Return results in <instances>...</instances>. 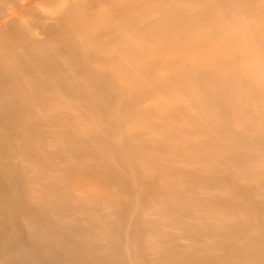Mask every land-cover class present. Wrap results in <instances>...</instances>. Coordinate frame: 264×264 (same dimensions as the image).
<instances>
[{
    "label": "rangeland",
    "instance_id": "374dc122",
    "mask_svg": "<svg viewBox=\"0 0 264 264\" xmlns=\"http://www.w3.org/2000/svg\"><path fill=\"white\" fill-rule=\"evenodd\" d=\"M73 1L42 0L32 5L34 10L27 6L16 14L14 26L24 37L56 49L58 38L37 25L39 15L50 14L39 22L68 36L83 63L62 64L63 69L52 72H64L80 96L82 71H95L96 86L104 89V82L111 83L119 99L108 105L107 115L84 103L58 101L7 59L3 37L0 69L7 92L24 107L23 115L38 111L35 103L44 101L49 113L61 111L68 132L79 133L74 142L79 152L71 161L48 153L51 142L41 128L22 135L27 152L36 153L31 160L22 159L17 173L10 175L17 195L6 193V232L17 233L18 243L31 248L29 258L37 264H71L69 259L97 264L83 254L93 250L103 252L108 264H260L245 254L231 255L220 243L232 237L245 251V235L257 233L263 239L256 243L264 247V0H77L79 8L70 9L73 16L65 19L64 10ZM85 6L100 15L88 16ZM78 20L83 24H76ZM94 24L121 29L123 35L108 30L103 36H120V41H96L90 36L96 34ZM190 67L200 74L199 84L185 82L183 71ZM204 84L214 95L207 96ZM123 87L125 99L133 91L142 94L140 99L124 103L118 89ZM129 129L145 131L147 140L144 134L127 140ZM71 139L65 137L73 144ZM18 150H12L15 161L20 160ZM83 216H98L101 224L83 221ZM57 222H64L62 229ZM30 230L39 233L34 243L27 238ZM165 238L173 247L194 246L193 254L165 257ZM205 251L210 257L197 259ZM6 252L22 257L17 248Z\"/></svg>",
    "mask_w": 264,
    "mask_h": 264
},
{
    "label": "bare ground",
    "instance_id": "6f19581e",
    "mask_svg": "<svg viewBox=\"0 0 264 264\" xmlns=\"http://www.w3.org/2000/svg\"><path fill=\"white\" fill-rule=\"evenodd\" d=\"M42 0H0V43L1 41H3V37H5V35L7 37H5V49H7V59H11V61L15 64H17L22 73L25 75H29L30 77H32L34 79L35 85L38 88L41 89H46L47 92H51L53 94L56 95V98L58 101H61L62 99H69L75 103H84L87 105V107L90 108H96L97 111L103 112L106 114V109L113 103V101L115 100V97L117 98V100L119 99V96L117 95H113V90H112V85L111 83H107L104 82V84H107L108 86L105 87L104 85V89L103 88H98L96 86V82H97V78H96V73L95 71H91V70H87L85 72H83V76H85L84 80L82 81V83H80V87L81 88H77V90H81L83 91L82 95H78L72 88H70V83L68 82L67 78L64 76V72H59L58 74H54L52 71H54L55 69H63L64 67H66L65 65H74V66H82L83 63L79 60V57L81 58V51L77 50V48H75L72 45V41H67L69 40V38H67L65 36V32H63L64 35L56 33V30L52 27V26H45L43 25L41 22H39L40 20H44L45 18H49V15L47 16L46 14H41L39 15V21H35L37 22V25L42 29V31L46 34L49 33H54V37L58 40L59 42H61L59 44V48L53 49L50 48L48 45H46L44 42L42 41H38L35 39H28L26 37H24L20 31V29H17V27L15 28V18H16V14L20 13L21 11H23L27 6L32 7V5L34 6V4H38L40 3ZM43 1H47V0H43ZM55 2H58V0H54ZM88 2L94 4V3H98L100 1H106L107 3H113L112 0H87ZM164 1V0H161ZM227 1V0H226ZM7 3L8 5H10V7H6L1 5V3ZM20 2V3H19ZM23 2V3H22ZM74 3H72L69 7H67V9H65L64 11L66 12V15L64 16L65 19H69L70 16H73V13L71 11H69L70 9H77L79 8L78 4L76 3L77 0L73 1ZM24 3H27L24 5ZM246 3V2H245ZM138 4V3H137ZM180 4V3H179ZM251 4V3H250ZM232 5V4H231ZM239 5V4H238ZM259 5V4H258ZM38 6V5H37ZM115 5L113 4V7ZM151 6V5H150ZM174 6V5H173ZM226 6V5H225ZM234 6V5H233ZM241 6V5H240ZM248 6V5H247ZM254 6V5H253ZM41 7V6H40ZM36 8V7H35ZM45 8V7H44ZM210 8V7H209ZM236 8V7H235ZM247 8V7H245ZM31 9V8H30ZM38 9V8H37ZM47 9V8H45ZM44 9V10H45ZM59 9V8H58ZM86 13L88 16H95V15H100L99 12L100 10H96V9H92L90 8V6H85L84 7ZM113 9V8H112ZM145 9V8H144ZM166 9V8H165ZM180 9V8H179ZM212 9V8H211ZM31 10H34V8L32 7ZM36 10V9H35ZM42 10V9H41ZM48 10V9H47ZM60 10V9H59ZM128 10V9H127ZM130 10V9H129ZM155 10V9H154ZM264 10V9H263ZM178 11V10H177ZM64 12V13H65ZM134 12V11H133ZM155 12H157V10H155ZM36 13V12H35ZM22 14V13H21ZM108 14V13H107ZM133 14V13H132ZM135 14V13H134ZM147 14V13H146ZM154 14V13H153ZM237 14V13H236ZM19 15V14H18ZM31 15V14H30ZM110 15V14H109ZM127 15V14H126ZM139 15V14H137ZM152 15V14H151ZM165 15V14H164ZM238 15V14H237ZM263 15V14H262ZM20 16V15H19ZM54 16V15H52ZM51 16V17H52ZM56 16V15H55ZM133 16V15H132ZM170 17V16H169ZM224 17V16H223ZM227 17V16H226ZM20 19L22 17H19ZM18 18V19H19ZM75 18V17H73ZM109 18V17H108ZM250 18V17H249ZM32 19V17H31ZM193 20V19H192ZM191 20V21H192ZM255 20V19H253ZM32 21V20H31ZM73 21V19H72ZM196 21V20H195ZM33 22V23H35ZM140 22V21H139ZM216 24L217 21H215ZM254 22V21H253ZM76 24H83V22H80L79 20L77 21ZM120 25V24H119ZM244 25V24H243ZM199 26V25H198ZM83 27V26H82ZM92 27L94 28V30H96V34H92L90 33V36L93 37L95 40L98 39V41H102L101 43L105 44H116L120 41L121 37H115L113 39H108L107 37H103L105 32H107L108 30H115L117 34L123 35V31L121 29H117L114 27H105L104 29H102L103 27L101 25H92ZM92 28V29H93ZM144 28V27H143ZM245 28V27H244ZM157 29V28H156ZM237 30V29H236ZM239 30V29H238ZM156 31V30H155ZM20 32V33H19ZM127 32V31H126ZM62 33V32H61ZM223 33V32H222ZM246 33V30H245ZM19 34V35H18ZM107 34V33H106ZM113 34V33H112ZM128 34V33H127ZM130 34V33H129ZM174 34V33H173ZM227 34V33H226ZM241 34V33H240ZM68 35V34H66ZM71 35V34H70ZM108 35V34H107ZM140 35V34H138ZM175 35V34H174ZM231 35V34H230ZM252 35V34H251ZM254 35V34H253ZM117 36V35H116ZM125 36V35H124ZM187 36V35H186ZM225 36V35H224ZM101 37V38H100ZM250 37V36H249ZM230 38V37H229ZM251 38V37H250ZM67 39V40H66ZM115 39V40H114ZM126 39V38H125ZM249 39V38H248ZM80 41V40H79ZM97 41V40H96ZM145 41V40H144ZM222 41V40H221ZM220 41V42H221ZM247 41V40H246ZM116 42V43H115ZM122 42V41H121ZM129 42V41H128ZM232 42V41H231ZM236 42V41H235ZM255 42V41H254ZM151 43V42H150ZM181 43V42H180ZM238 43V42H237ZM257 44V43H256ZM144 45V44H143ZM235 46V45H234ZM155 47V46H154ZM162 47V46H161ZM17 49H21V50H17ZM240 49V48H239ZM211 50V49H210ZM216 52V51H215ZM246 53V52H245ZM11 54V55H10ZM216 54V53H215ZM218 54V53H217ZM54 57H63V62L62 60H58L55 61V59L53 60ZM95 57V56H94ZM145 57V55H144ZM160 57V56H159ZM233 58V57H232ZM230 59V58H229ZM234 60V58H233ZM98 61V60H97ZM260 62V61H259ZM246 63V62H245ZM64 64V67L63 65ZM99 68V67H98ZM101 68V67H100ZM104 68V67H103ZM69 69V68H68ZM85 69V68H84ZM189 70L187 71H183L187 72V75H184V79L185 82L187 84H190V82L195 83V84H199L200 83V74L197 73L196 71H193L192 68H188ZM243 70V69H242ZM190 71V72H189ZM192 72V73H191ZM247 72V71H246ZM249 72V70H248ZM72 73V72H71ZM251 73V72H250ZM79 76V75H77ZM253 76V75H252ZM90 77L88 80L87 78ZM118 77V76H117ZM132 77V76H131ZM244 77V76H243ZM71 78V77H70ZM119 78V77H118ZM5 79V73L0 69V264H20L21 259L23 258V260H26L27 262L30 264V262L32 260H30V256L29 253L32 252V250H30L31 248H28V246H25L26 248H24L23 244H19L18 243V239L16 237L15 234H17L15 232L12 233V235L6 232V228H8V223H6V220L4 219L6 217L7 211L6 209H4L6 207V205H8V198L6 197V193L8 191L13 192L17 195V191L13 188V186H11L12 183V179H10V175H15L17 173V170H19L20 167L19 164H21V160L22 159H29L30 157H33L34 154L36 152L31 151V152H27L29 151L27 148H25V143H21L20 139L22 137V135H30L31 131L29 133V130L37 128H41L43 130V132L47 135V139L50 140L51 142V149H49L48 153L52 156H56L59 159H64L66 161H71L72 157L75 156L79 151L77 150L79 145H76V140L77 137L79 136L78 134V130L74 131V132H68V127L64 124V122L61 120L63 117V114H61L60 112H56L55 113H49L48 106H46V104L43 102L41 103H35L36 107L38 108V111L35 112V110L30 109V113L27 114V116H24L22 113V110L24 109V107H22V104L20 105V103H16L17 101H15V97L16 95H11L7 92V82L4 80ZM92 79L94 81H92ZM251 79V78H250ZM96 81V82H95ZM80 82V81H79ZM116 84V83H115ZM10 85V84H9ZM27 85V84H26ZM111 85V86H110ZM194 85V84H192ZM203 85V84H202ZM206 85L204 84V87ZM111 87V88H110ZM155 87V86H154ZM207 87V86H206ZM204 88L203 91L205 93H207V96H212L214 95V92L211 93V90H209L208 88ZM29 88V87H28ZM116 88V87H115ZM244 88V87H243ZM120 89V98L124 101V103H130V99L138 100L139 95L141 96L142 94H140L138 91H133L130 95V93L128 94L129 97L127 96V99H125V95L126 93L124 92L125 88H118ZM190 91V90H189ZM19 93V92H18ZM181 94V93H180ZM19 95V94H18ZM193 97H197V95L195 96L194 93L192 94ZM213 98V97H212ZM215 99V98H214ZM121 100V101H122ZM127 100V102H125ZM132 100V101H133ZM168 100V99H166ZM14 101V102H13ZM146 101V100H145ZM147 102V101H146ZM171 104V103H170ZM186 104V103H185ZM31 104H29L30 106ZM109 105V106H108ZM181 105V104H180ZM92 106V107H91ZM143 106V105H142ZM145 107V105H144ZM189 107V106H188ZM31 108V106H30ZM142 108V107H141ZM194 109V108H193ZM56 111V110H55ZM66 112V111H65ZM149 112V111H148ZM67 113V112H66ZM93 113V112H92ZM107 115V114H106ZM168 115V114H167ZM150 118V116H149ZM104 119V118H103ZM156 119V118H154ZM106 121V120H104ZM157 122V121H156ZM169 122V121H168ZM79 123V122H78ZM165 123V122H164ZM264 123V122H263ZM112 124V123H111ZM137 124V123H136ZM238 124V123H237ZM115 125V124H114ZM141 125V123H140ZM163 125V124H162ZM113 126V125H111ZM160 126V125H159ZM86 128V127H85ZM110 128V126H109ZM136 128V127H134ZM173 128V127H172ZM255 128V127H254ZM258 128V127H257ZM87 129V128H86ZM115 129V128H114ZM206 129V127H205ZM260 129V128H259ZM208 130V129H207ZM264 130V129H263ZM262 131V130H261ZM116 132V131H115ZM129 134H128V138L129 137H133V136H141L142 134L145 135V131L143 132L142 130L139 131V129H129L128 130ZM260 132V131H259ZM169 134V133H168ZM101 135V134H100ZM164 135V134H163ZM82 136V135H81ZM127 136V134H126ZM65 137H69L72 138L71 140H73V144L68 143L65 140ZM165 137V136H164ZM191 137V136H190ZM264 137V136H263ZM85 138V137H84ZM89 138V137H88ZM206 138V137H205ZM231 138V137H229ZM130 139V138H129ZM204 139V138H203ZM232 139V138H231ZM131 140V139H130ZM144 140H147L146 135ZM205 140V139H204ZM207 142V140H206ZM168 143V142H167ZM152 145V144H151ZM89 146V144H88ZM19 149V155L18 157L20 158V160L15 161L14 158V154L12 153V150L15 151V149ZM151 147V146H150ZM247 147V146H246ZM245 147V148H246ZM90 148V147H89ZM109 148V146H108ZM163 149V148H162ZM243 149V148H241ZM80 150V149H79ZM91 150V149H90ZM101 150V149H100ZM230 150V149H229ZM70 152V153H69ZM75 152V153H74ZM96 152V150H95ZM99 153V152H97ZM96 153V155H97ZM102 153V152H101ZM112 153V152H111ZM138 153V152H137ZM67 154V155H66ZM75 154V155H73ZM212 154V153H211ZM100 155V154H99ZM211 156V155H210ZM112 157V156H111ZM146 157V156H145ZM98 158V157H97ZM104 159V158H103ZM130 159V158H128ZM151 159V158H150ZM31 160V159H29ZM74 160H76V158H74ZM99 160V159H98ZM136 160V159H135ZM218 161V160H217ZM217 163V162H216ZM90 164V163H89ZM218 165V163H217ZM127 167V166H126ZM218 167V166H217ZM215 165V168H217ZM27 168V167H26ZM103 168V167H102ZM130 168V167H129ZM131 169V168H130ZM170 169V168H169ZM158 170V169H157ZM173 172V171H172ZM43 173V172H42ZM205 173V172H204ZM207 173V172H206ZM128 174V173H127ZM226 174V173H225ZM63 175V173H62ZM160 175V174H159ZM233 175V174H232ZM240 175V174H239ZM21 176V175H20ZM145 176V175H144ZM217 176V175H216ZM236 176V175H235ZM215 177V176H214ZM213 177V178H214ZM140 178V176H139ZM19 179V178H18ZM236 179V178H235ZM218 180V179H215ZM237 180V179H236ZM64 181V180H63ZM80 181V178H79ZM181 181V180H180ZM29 183V182H28ZM32 183V182H31ZM181 183V182H180ZM184 183V182H183ZM165 184V183H164ZM204 184V183H203ZM70 185V184H69ZM188 185V184H187ZM186 185V186H187ZM57 186V185H56ZM166 186V185H164ZM29 187V186H28ZM33 187V186H32ZM121 187V186H120ZM170 187H172L170 185ZM114 188V187H113ZM158 188V187H157ZM187 190V189H186ZM193 190V189H192ZM189 191V190H188ZM196 191V190H195ZM124 192V190H123ZM158 192V191H157ZM159 193V192H158ZM176 193V192H175ZM148 194V192L146 193V195ZM80 195V194H79ZM169 195V194H168ZM172 195V194H171ZM111 196V195H110ZM126 196V195H125ZM154 196V195H153ZM167 196V194H166ZM70 197V196H69ZM115 197V196H114ZM151 197V196H150ZM111 198V197H110ZM166 198V197H164ZM37 199V198H36ZM70 199V198H69ZM114 199V198H113ZM146 199V198H145ZM162 199V198H161ZM239 199V198H238ZM147 200V199H146ZM149 200V198H148ZM214 200V199H213ZM154 201V200H153ZM162 201V200H161ZM61 202V201H60ZM86 202V201H85ZM142 202V201H141ZM156 202V201H155ZM138 203V202H137ZM170 203V202H169ZM208 203V202H207ZM225 203V202H224ZM186 204V203H185ZM226 204V203H225ZM62 205V204H61ZM73 205V204H71ZM109 205V204H108ZM126 205V204H125ZM160 206V205H159ZM161 207V206H160ZM53 208V207H52ZM87 207H83V210H85ZM188 208V207H187ZM192 208V207H191ZM131 209V208H130ZM151 210V209H150ZM201 210V209H200ZM60 211V210H59ZM77 211V210H76ZM113 211V210H112ZM161 211V210H160ZM165 211V210H164ZM25 212V211H24ZM239 212V211H238ZM212 213V212H211ZM240 213V212H239ZM41 214V213H40ZM50 214V213H49ZM143 214V213H142ZM199 214V213H198ZM45 215V214H44ZM43 215V216H44ZM119 215V214H118ZM189 215V214H188ZM117 216V215H116ZM58 217V216H57ZM62 217V216H61ZM92 217V216H91ZM208 217V216H207ZM248 217V216H247ZM147 218V217H146ZM74 219V218H73ZM224 219H225V215H224ZM9 220V219H8ZM70 220V219H69ZM72 220V219H71ZM75 220V219H74ZM83 221L85 220L86 222L89 223H93V224H101V220L98 216L95 218H89V217H85L83 216ZM124 220V219H123ZM57 221H62L61 218L58 217ZM76 221V220H75ZM106 221V220H105ZM117 221V219H116ZM119 221V220H118ZM202 221V220H201ZM207 221V220H206ZM68 224H72V222L70 223V221H65ZM123 222V221H122ZM193 222V221H192ZM58 227H60V229H62V226L64 224V222H57ZM166 223V222H165ZM201 223V222H199ZM103 224V223H102ZM209 224V223H208ZM224 224V223H223ZM222 224V225H223ZM213 225V224H212ZM128 226V225H127ZM198 226V225H197ZM227 226V224H226ZM201 227V226H200ZM198 228V227H197ZM209 228V227H208ZM32 229V228H31ZM168 229V228H167ZM210 230V229H209ZM244 230V229H243ZM213 231V230H212ZM246 231V230H245ZM100 232V231H99ZM120 232V231H119ZM206 232V231H205ZM204 232V233H205ZM216 233V232H215ZM174 234V233H173ZM212 234V233H211ZM6 235V236H5ZM71 235V234H70ZM197 235V234H196ZM217 235V234H216ZM234 235V234H233ZM65 236V235H64ZM76 236V235H75ZM199 236V235H198ZM203 236V235H202ZM245 241L243 242L244 246L246 247V249H253V252L249 253L247 252V250L245 249V251H243L240 247V245H238L237 243H232L235 242L233 240L230 239H226L223 243H220V245L222 246V248L227 249L228 251H230L231 255L232 254H237L241 253V254H245V257H251V259L253 260V263L256 262H260V264H264V247L263 246H259L256 242H258L259 240H262L263 238L260 237V235L256 234H251L249 236V234L245 235ZM72 237V236H71ZM90 237V236H89ZM96 237V236H95ZM112 237V236H111ZM162 237V236H161ZM168 237V236H166ZM177 237V236H176ZM188 237V236H187ZM204 237V236H203ZM208 237V236H207ZM27 238L29 239L30 242L34 243L35 241H37L40 237H39V233L36 232L35 230H30L27 232ZM77 239V237H75ZM133 240V239H132ZM236 240V239H235ZM196 241V240H195ZM149 242V241H147ZM49 243V242H48ZM150 243V242H149ZM147 243V244H149ZM153 243V242H152ZM151 243V244H152ZM164 245H165V250H164V256L165 257H171V256H175L176 255H180L181 252H184V256L189 257L190 255L193 254V249L194 246L189 247L188 245L185 246H177V247H173V242L169 241L168 239L165 238V240L163 241ZM50 244V243H49ZM72 244V243H71ZM22 245V246H21ZM98 243L96 245H93L91 248H93L94 246H97ZM120 246V245H119ZM17 248L19 254L22 255V257H18V256H13L11 257L9 255L8 252H6L7 250L9 251H14V249ZM56 248V247H55ZM7 249V250H6ZM44 249V248H43ZM90 249V248H89ZM155 249V248H154ZM30 250V252H29ZM91 251V250H90ZM197 251H200L197 249ZM196 251V252H197ZM34 252V251H33ZM40 252V251H39ZM65 253L69 254V252H73L72 249L71 250H65ZM95 252L93 250V252L91 251L90 253H88L87 251L83 252L84 256H92L93 259L96 261L95 263L100 264L101 261H104L108 264V261H106L107 257L105 254H102ZM153 253V252H152ZM221 253V252H220ZM31 254V253H30ZM161 253L159 252V254L156 256L157 257L160 255ZM198 254V253H197ZM196 254V256H197ZM45 255H47L46 250L44 251L43 256L46 257ZM150 255V254H149ZM199 256H201L199 259L200 261H203L207 258L210 257L208 251H205L203 253L198 254ZM229 255V256H231ZM34 256V255H32ZM80 256V255H79ZM121 256V255H120ZM224 257V255H222ZM62 257V256H61ZM243 257V256H242ZM52 257H50L47 261L49 262L51 260ZM221 258V257H220ZM244 258V257H243ZM104 259V260H103ZM229 259H232L229 258ZM245 259V258H244ZM71 264H82V262H77L76 260H71ZM108 260V259H107ZM221 260V259H220ZM23 262V261H21ZM147 262V261H145ZM222 262V261H221ZM181 263V262H180ZM31 264H37L35 262L32 261ZM84 264H94V263H84ZM222 264H230L229 261H224L222 262Z\"/></svg>",
    "mask_w": 264,
    "mask_h": 264
}]
</instances>
